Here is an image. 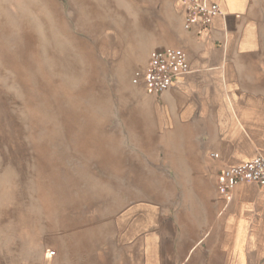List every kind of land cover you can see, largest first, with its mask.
<instances>
[{
    "label": "rangeland",
    "instance_id": "rangeland-1",
    "mask_svg": "<svg viewBox=\"0 0 264 264\" xmlns=\"http://www.w3.org/2000/svg\"><path fill=\"white\" fill-rule=\"evenodd\" d=\"M181 28L171 0H0V264H109L127 208L196 189L142 80Z\"/></svg>",
    "mask_w": 264,
    "mask_h": 264
},
{
    "label": "crops",
    "instance_id": "crops-1",
    "mask_svg": "<svg viewBox=\"0 0 264 264\" xmlns=\"http://www.w3.org/2000/svg\"><path fill=\"white\" fill-rule=\"evenodd\" d=\"M209 2L220 14L200 30L185 28L182 5L171 0L182 28L164 47L183 51L190 72L149 95L172 136L175 181L196 189L175 208L151 200L127 208L109 264H264L263 190L241 184L228 200L216 187L222 169L264 157L263 141L248 137L264 134V0Z\"/></svg>",
    "mask_w": 264,
    "mask_h": 264
},
{
    "label": "built area",
    "instance_id": "built-area-1",
    "mask_svg": "<svg viewBox=\"0 0 264 264\" xmlns=\"http://www.w3.org/2000/svg\"><path fill=\"white\" fill-rule=\"evenodd\" d=\"M184 10V26L207 29L220 14L219 7L209 0H179ZM190 72L187 57L180 49L162 47L149 57L143 72V86L148 95L160 96L178 79ZM241 184H256L264 192V157L257 156L241 165L222 169L216 178L218 192L230 199V193ZM54 251L46 256L52 258Z\"/></svg>",
    "mask_w": 264,
    "mask_h": 264
}]
</instances>
